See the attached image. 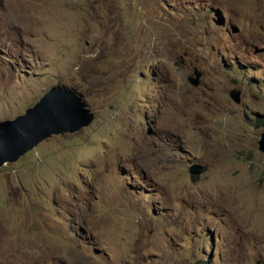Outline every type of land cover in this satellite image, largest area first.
Masks as SVG:
<instances>
[{
	"label": "rangeland",
	"instance_id": "rangeland-1",
	"mask_svg": "<svg viewBox=\"0 0 264 264\" xmlns=\"http://www.w3.org/2000/svg\"><path fill=\"white\" fill-rule=\"evenodd\" d=\"M57 84L94 117L0 166V264H264V0H0V120Z\"/></svg>",
	"mask_w": 264,
	"mask_h": 264
},
{
	"label": "water",
	"instance_id": "water-1",
	"mask_svg": "<svg viewBox=\"0 0 264 264\" xmlns=\"http://www.w3.org/2000/svg\"><path fill=\"white\" fill-rule=\"evenodd\" d=\"M189 81L196 86L199 74L195 71ZM231 97L240 101V92L232 90ZM82 94L74 86L57 84L51 86L40 99L13 119L0 121V166L16 161L44 138L53 134L74 133L87 126L94 114L85 108ZM258 149L264 152V131L258 140ZM205 167L192 164L190 174L198 175Z\"/></svg>",
	"mask_w": 264,
	"mask_h": 264
},
{
	"label": "bare ground",
	"instance_id": "bare-ground-1",
	"mask_svg": "<svg viewBox=\"0 0 264 264\" xmlns=\"http://www.w3.org/2000/svg\"><path fill=\"white\" fill-rule=\"evenodd\" d=\"M232 90H237V89H232ZM232 90H230L229 91V96L231 97V95H230V92L232 91ZM239 91V90H238ZM240 92V91H239ZM232 98V97H231ZM84 100V99H83ZM232 100H234L233 98H232ZM235 101V100H234ZM236 102V101H235ZM85 108H88L87 107V105L85 106ZM89 109V108H88ZM4 120H8V119H4ZM0 121H2V120H0ZM48 138V137H47ZM44 139H46V138H44ZM44 139H42V140H44ZM42 140H40V141H38L33 147H35L39 142H41ZM2 166V165H1Z\"/></svg>",
	"mask_w": 264,
	"mask_h": 264
},
{
	"label": "clouds",
	"instance_id": "clouds-1",
	"mask_svg": "<svg viewBox=\"0 0 264 264\" xmlns=\"http://www.w3.org/2000/svg\"><path fill=\"white\" fill-rule=\"evenodd\" d=\"M262 132H263V131H262ZM262 132L260 133V137H259V139L261 138V134H262ZM259 139H258V140H259ZM257 142H258V141H257ZM257 145H258V143H257Z\"/></svg>",
	"mask_w": 264,
	"mask_h": 264
},
{
	"label": "trees",
	"instance_id": "trees-1",
	"mask_svg": "<svg viewBox=\"0 0 264 264\" xmlns=\"http://www.w3.org/2000/svg\"><path fill=\"white\" fill-rule=\"evenodd\" d=\"M264 123V122H263Z\"/></svg>",
	"mask_w": 264,
	"mask_h": 264
}]
</instances>
